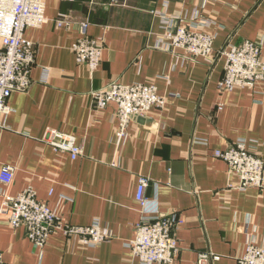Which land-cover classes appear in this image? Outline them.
I'll return each instance as SVG.
<instances>
[{"label": "crops", "instance_id": "1", "mask_svg": "<svg viewBox=\"0 0 264 264\" xmlns=\"http://www.w3.org/2000/svg\"><path fill=\"white\" fill-rule=\"evenodd\" d=\"M195 10L216 34L211 62L154 48L159 12ZM58 13L68 15V28L54 25ZM45 16L24 31L35 48L32 83L7 99L0 168L11 166L13 179L0 182V204L31 187L63 222L98 220L110 237L86 246L53 232L40 248L0 213L3 264H140L126 244L143 213L178 220L171 264H199L200 255L202 264H237L247 242L264 247V186L231 187L236 174L214 155L244 141L264 160V82L223 93L217 86L225 44L256 42L264 60V0H49ZM83 24L85 35L104 42L93 72L71 50ZM113 82L153 85L166 99L144 121L131 120L122 140L115 104L91 106L90 92ZM50 130L74 135L83 154L73 160L53 150L43 140ZM139 176L149 178L144 208L135 200Z\"/></svg>", "mask_w": 264, "mask_h": 264}, {"label": "built area", "instance_id": "2", "mask_svg": "<svg viewBox=\"0 0 264 264\" xmlns=\"http://www.w3.org/2000/svg\"><path fill=\"white\" fill-rule=\"evenodd\" d=\"M49 0H0V130L5 127L4 118L11 111L7 99L12 92L26 91L31 83L30 68L34 62L35 48L24 37L29 27H40L46 22V2ZM60 1V0H58ZM160 31L156 34L154 48L180 55L189 59H213L215 33L208 32L212 22L196 10L188 17L180 14L159 12ZM58 28H68L71 24L65 13H58L52 19ZM78 37L71 45L75 60L84 64L91 72L99 65L104 42L102 38L85 35ZM180 52V53H179ZM224 58L222 76L218 81L220 93L236 88L254 90L264 82V60L261 58L260 44L243 40L238 44H228L221 54ZM176 96V94H171ZM93 109H103L115 104V117L118 120L117 138L126 137L131 120L145 118L153 107L162 108L166 99L157 93L156 87L137 82H113L90 92ZM223 104H217L221 110ZM43 140L53 150L67 152L71 159L83 154L81 144L74 135L59 130H50ZM214 155L226 162L238 182L231 187L246 190L264 186V160L251 152L244 141H238L223 150H215ZM13 168L3 165L0 168V182L11 183ZM149 178L139 176L135 200L141 208L146 206L144 191ZM0 213L7 217L12 227L23 226L27 238L38 247H43L48 236L60 232L66 237H74L81 245L95 246L107 240L98 220L88 225H74L63 222L53 210L36 197L33 188L27 187L18 194L2 195ZM178 220L175 217H160L157 214L143 213L134 224L135 235L127 242V247L140 264H171L179 246L173 230ZM206 260L200 255L198 263ZM237 264H264V247L247 242L244 253L237 257ZM0 264H3L0 249Z\"/></svg>", "mask_w": 264, "mask_h": 264}, {"label": "water", "instance_id": "3", "mask_svg": "<svg viewBox=\"0 0 264 264\" xmlns=\"http://www.w3.org/2000/svg\"><path fill=\"white\" fill-rule=\"evenodd\" d=\"M226 47V44L220 49L218 55L221 54V52L223 51V49ZM139 121H144V118H137Z\"/></svg>", "mask_w": 264, "mask_h": 264}]
</instances>
